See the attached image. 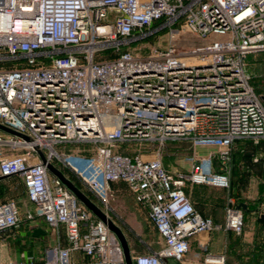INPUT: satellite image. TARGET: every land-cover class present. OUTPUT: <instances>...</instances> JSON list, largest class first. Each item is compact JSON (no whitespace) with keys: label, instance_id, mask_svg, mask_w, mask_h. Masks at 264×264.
I'll return each instance as SVG.
<instances>
[{"label":"built area","instance_id":"obj_1","mask_svg":"<svg viewBox=\"0 0 264 264\" xmlns=\"http://www.w3.org/2000/svg\"><path fill=\"white\" fill-rule=\"evenodd\" d=\"M154 24L167 30L165 46L143 55L121 47ZM184 32L202 43L178 49L174 40ZM107 47L113 57L94 58ZM262 52L264 0H0V125L18 133L0 131V176L20 177L51 242L40 258L0 264H126L107 223L47 164L73 171L111 222L106 211L114 183L145 210L161 246L132 256L131 264H181L193 235L240 234L242 214L233 197L222 224L215 223L194 208L184 186L227 188L234 141H264V102L243 63ZM102 114L116 124L107 129L112 121ZM183 140L216 142L209 165L213 158L217 170L170 172L155 154L115 150L126 141H156L159 149ZM89 142L93 154L80 168L57 148ZM20 215L13 201L0 202V238L19 226ZM203 260L221 264L223 255Z\"/></svg>","mask_w":264,"mask_h":264},{"label":"rangeland","instance_id":"obj_2","mask_svg":"<svg viewBox=\"0 0 264 264\" xmlns=\"http://www.w3.org/2000/svg\"><path fill=\"white\" fill-rule=\"evenodd\" d=\"M158 26V24L152 25L148 33L143 37L132 39L121 47H126L133 53L143 55L148 53L151 48L165 46L168 39L167 30ZM174 42L178 49H185L202 43V40L184 32L179 34ZM111 54H113V48L107 47L99 52L96 58L101 56L104 58L109 57ZM243 63L246 72L249 74V83L254 92L258 95H264V52L246 55ZM101 117L106 122L114 120L110 114H102ZM115 124L116 122L112 121L108 123L106 128H112ZM94 146L90 142L82 144L70 143L57 148L62 154L63 159L72 161L73 164L80 168L84 160L93 154ZM115 150L124 154H138L143 158H151L155 154L160 158L162 164L165 165H174L177 163L176 160L182 158L186 166L183 165L186 170L188 169V172L206 171L208 169L207 166H209L211 153L214 154L217 150V143L206 141L192 144L191 141H171L165 142L162 147L157 149L156 141L148 143L126 141L118 144ZM61 171L66 177L77 180L73 171L67 167L61 166ZM111 188L114 194L107 201L106 212L125 240L128 258L131 259L136 254L146 252L147 248L151 250L158 249L161 246V240L147 221L145 210L139 206L123 185L117 183ZM231 191L235 192L238 190L234 189ZM226 192L224 190L220 191L219 197H224ZM85 194L92 202H97L89 193L85 192ZM252 195L251 191L245 194L242 193L241 197L243 198L241 199L251 201L249 196ZM4 201H13L19 206L21 221L18 228L6 231L1 236L0 260L19 259L22 255H32L35 259L42 257L44 249L47 245L51 244L49 241L50 230L41 221L40 217L35 214L36 208L27 201L19 176L0 179V202ZM98 206L100 205L98 204ZM26 211L32 215V219L26 218ZM33 225L36 228L44 230V233L33 236L31 230V226ZM225 236L221 237V246L224 241L228 246L230 243L232 244L225 248L226 255L224 258L235 264H241L247 259V254L261 250V245L264 243V223L256 222V213H242L241 233L238 235L231 233L227 237ZM248 239L255 241L256 244H247L245 240ZM233 245H235L234 249ZM246 255L247 257H245Z\"/></svg>","mask_w":264,"mask_h":264},{"label":"crops","instance_id":"obj_3","mask_svg":"<svg viewBox=\"0 0 264 264\" xmlns=\"http://www.w3.org/2000/svg\"><path fill=\"white\" fill-rule=\"evenodd\" d=\"M236 155H238V159L232 161V156L234 157ZM253 157H256L257 160L253 161ZM176 161L177 163L174 165L163 164V167L170 172H188V169L186 170L184 167L185 163H183L182 158ZM263 163H264L263 145L254 147V149H250L248 145L245 146L238 142L233 148V150L231 148L230 158L228 161L227 176L230 177L232 183H234L239 169L245 168V171L249 173L247 179V186L245 189L241 190L235 187L237 182L234 183L235 186L231 187V190L236 189L239 191L240 198H243L241 197L242 193L245 194L248 191H251L253 193L252 196H249L251 200L257 199V197L260 196V194L264 198V191L260 192V186L262 183H264ZM208 170L209 171L217 170V164L213 158L211 159V164L209 165ZM185 188L189 199L192 201L193 205L198 210V212L201 215L210 217L213 220V222L221 224V222L223 221L222 219L224 215V208L226 207L227 203L224 197H219L218 194L220 190L216 187H212L207 184H191L189 182ZM95 203L97 204V202ZM233 205L235 206L234 197H233ZM249 213L262 214L264 213V206H258L256 207V211H250ZM229 234H231L229 230L226 231L224 229H221V230L210 231L208 233H200L197 235H193L192 237L189 238V248L188 251L184 254L181 260V264H209L204 262L203 260L207 254H213V255L222 254L223 262L221 264H235L234 262L227 261L224 258L226 255L225 248L228 246L226 245L225 241L222 242V246H221V237H223V235L224 236L226 235L225 237H227V235ZM245 242H247V244L249 243L250 245L256 244V242L251 239L245 240ZM232 247L234 249L235 245H233Z\"/></svg>","mask_w":264,"mask_h":264},{"label":"trees","instance_id":"obj_4","mask_svg":"<svg viewBox=\"0 0 264 264\" xmlns=\"http://www.w3.org/2000/svg\"><path fill=\"white\" fill-rule=\"evenodd\" d=\"M98 55V54H97ZM114 56V53L113 54H111V56H107V57H105V58H111V57H113ZM95 59H100V58H104L103 56H101V57H98V58H96V56L94 57ZM174 142H178V141H174ZM240 143V144H243V145H248V147L250 148V149H254V147H258V146H264V141H262V142H260V143H257V145L256 144H253L252 142H251V140H249V139H237V140H235L234 141V143H233V145H232V150H233V148L235 147V145L237 144V143ZM231 151V150H230ZM229 158H230V156H229ZM236 159H238V155H236V156H232V161L233 160H236ZM231 161V160H230ZM250 161V160H249ZM251 162V161H250ZM232 163H234V162H232ZM248 172L247 171H245V168H241V169H239L238 170V172H237V177H236V179H235V181H234V183L235 182H237L236 183V186L234 185V183H232V181H231V179H230V177H228V187L227 188H219V187H216V188H218L220 191H227L226 192V194H225V196H224V199H225V201H226V198L227 197H234L235 198V207H237L238 209H240V211H241V214L243 213V214H246V213H249L250 211H256V207H258V206H264V198H263V196L260 194V196H258L257 197V199H254V200H251V201H246V200H244V199H241L240 197H239V191H231V187L232 186H235V187H237V188H239V189H241V190H243V189H245L246 188V186H247V179H248ZM10 177V176H9ZM69 179H70V181H72L73 182V184L75 185V186H77L79 189H81V190H83L82 189V187H81V185L80 184H78L79 182L77 181V180H74L73 178H70V177H68ZM122 185V184H121ZM188 185V182H186L185 183V186H184V191L186 192V186ZM112 186H114V184H112ZM212 187H214V186H212ZM84 191V190H83ZM262 191H264V183H262L261 184V186H260V192H262ZM85 192V191H84ZM187 193V192H186ZM191 201V200H190ZM191 203H192V201H191ZM192 205H193V203H192ZM194 206V205H193ZM194 208H195V206H194ZM196 209V208H195ZM197 210V209H196ZM198 211V210H197ZM203 217H208V216H204V215H202ZM210 218V217H209ZM211 219V218H210ZM212 220V219H211ZM223 220V219H222ZM147 221L150 223V225H151V227L153 228V230L155 231V229H154V227H153V225H152V223L149 221V219L147 218ZM213 221V220H212ZM223 222V221H222ZM222 222H221V224H222ZM256 222H258V223H264V213H262V214H256ZM20 225V224H19ZM19 227V226H18ZM17 227V228H18ZM14 229H16V228H11V229H9V230H7V231H11V230H14ZM228 231V230H227ZM6 232V231H5ZM231 232V231H230ZM155 233H156V231H155ZM232 234H234L233 232H231ZM157 234V233H156ZM237 235V234H236ZM261 250H257V251H254V252H252V253H250V254H247L248 255V257H247V255L245 256V257H247V259L245 260V262L244 263H241V264H264V243L261 245V248H260Z\"/></svg>","mask_w":264,"mask_h":264},{"label":"water","instance_id":"obj_5","mask_svg":"<svg viewBox=\"0 0 264 264\" xmlns=\"http://www.w3.org/2000/svg\"><path fill=\"white\" fill-rule=\"evenodd\" d=\"M261 100L264 102V95H260ZM0 131L9 133V134H13V135H18V133L0 125ZM21 137L25 140H28V138L26 136L21 135ZM34 149L38 152L40 159L43 161V155L41 154V152L37 149V147L35 146ZM47 169L56 177H58L62 183L75 195V197L77 198L78 201H80L87 209H89L95 216H97L99 219L104 220L107 225L108 228L115 234V236L117 237L122 252H123V256H124V260L126 264H131V260L130 258H128V254H127V247H126V243L125 240L122 236V234L120 233V230L108 219H105L103 213H101V211L99 210V208L80 190L78 189V187H76L69 179H67L63 173L55 168L53 165L51 164H47ZM1 178H5L0 176ZM44 230L40 229V228H34L32 230V235L36 236L38 234H43Z\"/></svg>","mask_w":264,"mask_h":264}]
</instances>
